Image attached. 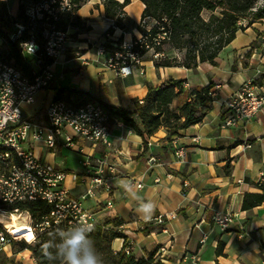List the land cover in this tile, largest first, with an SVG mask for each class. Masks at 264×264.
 Instances as JSON below:
<instances>
[{"label":"crops","instance_id":"obj_1","mask_svg":"<svg viewBox=\"0 0 264 264\" xmlns=\"http://www.w3.org/2000/svg\"><path fill=\"white\" fill-rule=\"evenodd\" d=\"M1 1L13 16L10 0ZM135 1L139 10L133 13L131 21L129 7ZM142 9L140 0H130L123 8L130 28L115 27L112 33H105L113 20L105 16L101 0H85L76 14L87 28L69 27L65 31L64 51L52 65L54 78L47 89L36 94L33 103L25 105V114L33 120H43L44 107L53 99L55 89L72 87L106 105L122 106L137 117L136 101L144 100L147 84L157 86L169 78L181 79L184 90L209 85L213 97L211 109L201 121L179 129L175 135L160 126L144 141L128 126L111 124L108 140L112 149L102 143L92 146L75 137L83 148L81 152L62 146L55 151L38 146L35 152L69 173L66 185L75 195L84 186L71 178L72 172L80 175L92 170L96 165L94 159L116 166L119 173L109 181L110 194L97 190L94 198L83 202L101 222L109 221L106 227L121 235L111 241L113 251L128 243V254L147 257L153 253L161 264H264L260 244L264 241V201L248 209L241 208L244 193H262L264 108L241 123L222 125L232 95L244 81L264 76V54L254 45L257 41L254 26L236 32L218 53L216 65L200 62L191 68L155 66L152 60L145 59L130 64V73L124 74L120 67L127 63L109 62L120 53L111 52L110 48L108 51L106 44L123 47L131 44L133 35L139 37L134 26ZM247 30L251 34L232 47L238 35ZM119 37L122 42L114 43ZM183 97L180 94L170 107L174 108ZM179 146L185 148L182 159L173 154ZM86 159L89 165L84 164ZM122 181L133 186L139 200L154 202L156 208L150 220L136 212L139 200L121 186ZM137 183L141 186L137 187ZM108 199L112 202L110 207L106 206ZM215 212L231 215L232 221L224 226L215 223L212 220ZM170 213L175 217L170 218ZM159 216L164 218L163 222L157 220ZM113 220L118 223L113 224Z\"/></svg>","mask_w":264,"mask_h":264},{"label":"built area","instance_id":"obj_2","mask_svg":"<svg viewBox=\"0 0 264 264\" xmlns=\"http://www.w3.org/2000/svg\"><path fill=\"white\" fill-rule=\"evenodd\" d=\"M45 5L48 6L47 3H36L33 4L34 8L26 10L30 23L35 24L41 19L39 13L42 14V8L47 9ZM60 5L66 6L67 0H61ZM16 27L17 36L23 26L16 24ZM42 35L41 41L31 37L21 43L23 54L34 56V65H30L31 75H25L19 68L8 63L0 53V264H26L22 259L25 256L21 255L24 251L30 253L28 258L32 264L35 263L27 248L15 249V246L22 240L32 244L44 231H59L82 221L90 222L94 227L100 225V219L83 202L87 198H94L97 190L110 194L109 181L119 173L114 164L94 159L96 165L92 170L80 175L71 173V178L84 186L81 193L75 195L66 185L69 173L36 154L38 146L51 151L62 146L81 152L83 148L78 145L75 137L87 140L92 146L102 143L112 149L108 140L109 126L123 124L111 117L96 99L80 105L63 99H51L44 107V119L41 121L33 120L25 114V105L33 103L36 94L48 88L54 78L52 65L65 48L64 31L44 22ZM129 46L123 44L124 48ZM257 48L264 54V42ZM129 65L121 66L120 72L130 73ZM142 102L138 100V103ZM262 108L264 76L257 75L244 81L229 99L222 125L228 127L241 123ZM113 152L118 153V150L113 149ZM173 154L175 158L182 159L185 148L179 146ZM84 164L89 165L90 161L86 159ZM136 185L141 186L140 183ZM36 201L40 205L34 212L25 208ZM111 205L108 199L106 206ZM44 206L45 211L42 210ZM168 216L175 217L173 213ZM19 217L25 221L16 222ZM157 220L163 222L164 218L159 216ZM212 220L224 226L232 221V216L215 212ZM27 233L31 236L30 240L26 239ZM123 248L126 253L129 252L128 243Z\"/></svg>","mask_w":264,"mask_h":264},{"label":"trees","instance_id":"obj_3","mask_svg":"<svg viewBox=\"0 0 264 264\" xmlns=\"http://www.w3.org/2000/svg\"><path fill=\"white\" fill-rule=\"evenodd\" d=\"M85 0H67L66 6H61V0H30L31 4L47 3L48 9H41L43 19L35 24L30 23L21 0L18 4L16 16L9 15L6 3L0 0V38L3 39V50L0 51L4 59L19 68L25 75H31V67L22 52L21 43L34 37L42 40L43 23L53 25L55 29L66 31L69 27L86 29L83 19L76 14ZM143 9L135 28L140 37L132 36L129 47H117L110 43L106 49L118 51L120 55H113L112 61L137 64L135 60L150 59L155 66L179 65L187 68L196 67L200 62L217 64L220 50L227 45L238 30H243L254 21H264V7H255L254 0H140ZM106 17L113 23L105 33H112L115 27L125 29L126 15L123 8L130 0H101ZM54 10L55 13L48 10ZM219 9V13L214 11ZM208 11L207 18L202 11ZM46 19V20H44ZM241 20H247L246 26L238 25ZM39 23L40 28L35 29ZM16 24L23 29L17 36ZM15 26V28H13ZM13 36V37H11ZM122 37L114 43H121ZM149 54V55H148ZM148 55V56H146ZM181 79L169 78L157 86L147 84V93L142 103L136 101L137 117L122 106L106 105L90 94L72 87L55 89L53 99H63L71 104L80 105L96 99L107 110L108 114L117 121L131 128L144 141L146 136L155 132L160 126L166 127L171 135L177 134L179 129L187 128L199 121L211 109L213 97L210 86L200 89H183ZM183 94V100L174 108L170 103ZM189 98V100H188ZM264 179V173H262ZM262 193H244L241 208L248 209L264 201V182L260 184ZM40 202L31 203L25 208L34 212ZM43 207V206H42ZM46 210V207L42 209ZM109 221L101 222L94 227L90 234L96 248L104 257V264H161L154 259L153 253L147 257H135L124 251L111 249V241L121 236L112 228L106 227ZM117 224V220L112 221ZM58 231L50 229L40 234L35 242H23L18 249L27 248L36 264H53L44 254V246ZM26 239H29L27 237ZM264 249V241H261ZM218 244L216 253L221 249ZM56 264H60L59 261Z\"/></svg>","mask_w":264,"mask_h":264},{"label":"clouds","instance_id":"obj_4","mask_svg":"<svg viewBox=\"0 0 264 264\" xmlns=\"http://www.w3.org/2000/svg\"><path fill=\"white\" fill-rule=\"evenodd\" d=\"M121 186L139 200L131 184L122 181ZM155 208L154 202L139 200L136 212L141 218L150 220ZM93 231L94 225L87 221L61 229L45 244L44 254L53 264L57 261L60 264H104L102 253L98 251L91 238L90 234Z\"/></svg>","mask_w":264,"mask_h":264},{"label":"rangeland","instance_id":"obj_5","mask_svg":"<svg viewBox=\"0 0 264 264\" xmlns=\"http://www.w3.org/2000/svg\"><path fill=\"white\" fill-rule=\"evenodd\" d=\"M19 1H18V3L16 2V0H10L9 1V10H12V8L14 9V12H13L14 15L13 16L17 15ZM254 2H255V4H254L255 7H264V0H254ZM21 3H23L24 8L27 11L34 8L33 4H31L30 0H21ZM45 6L48 9V6L47 5H45ZM138 10H139V3L135 1L129 7V11H130L129 15H131V21L134 18L133 13L137 12ZM50 11L55 13L54 10L50 9ZM214 12L216 14H218L219 9L215 10ZM8 13H9V15H11L9 11H8ZM201 14L203 17L207 18L209 15V12L204 10V11H202ZM39 15H42L41 19H43V14L39 13ZM44 20H46V19H44ZM123 22L126 23L127 29H129L130 28L129 26H131V24L128 23L126 20L125 21L123 20ZM247 22H248L247 20H241L240 22H238V25L246 26ZM40 26H42V23H39L35 29L40 28ZM250 26H252V27L254 26V28H252V29L256 32V35H257V41L254 42V45L258 47L262 42H264V21H262V20L254 21ZM13 28H15V26H13ZM250 34H251V30H247L245 33L239 34L237 39L233 42L232 47L239 45V43L243 42L248 37V35H250ZM139 37H140V35H139ZM65 41H66V39H65ZM2 42H3V39L0 38V51L3 50V48H4V46H2L3 45ZM148 55H146V56H148ZM26 59L28 60L30 65H32V66L34 65V56L33 55H26ZM69 152H70V150H69ZM24 221L25 220L23 218L19 217L16 222L21 223ZM27 240H29V239H27ZM23 242H24L23 240L19 241L16 244L15 249H18L20 244H22ZM21 255L25 256V258H22V259L26 264H31V261L28 258V256L30 255L28 253V251H24ZM21 255L19 256V258H21Z\"/></svg>","mask_w":264,"mask_h":264},{"label":"bare ground","instance_id":"obj_6","mask_svg":"<svg viewBox=\"0 0 264 264\" xmlns=\"http://www.w3.org/2000/svg\"><path fill=\"white\" fill-rule=\"evenodd\" d=\"M13 222H14V221H13ZM15 225H16V227H20V226H17V224H15ZM27 237H29V238L31 239V236H30L29 233L26 234V238H27Z\"/></svg>","mask_w":264,"mask_h":264}]
</instances>
